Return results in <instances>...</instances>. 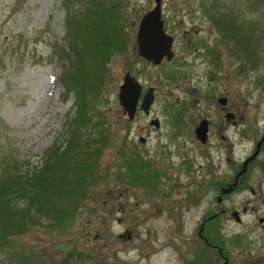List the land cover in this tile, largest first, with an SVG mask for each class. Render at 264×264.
Segmentation results:
<instances>
[{
	"label": "rangeland",
	"instance_id": "1",
	"mask_svg": "<svg viewBox=\"0 0 264 264\" xmlns=\"http://www.w3.org/2000/svg\"><path fill=\"white\" fill-rule=\"evenodd\" d=\"M119 1L127 44L109 57L104 85L97 95L90 92L94 100L81 128L98 148L92 157L95 175L84 174L82 187L90 186L82 199L75 195L66 202L73 216L64 225L49 219V225L36 224L16 235V250L0 246V264H179V256L192 257L187 244L194 245L196 217L211 207L213 187L205 185L206 178L214 184L225 180L231 163L248 154L264 130V59L252 65L235 44L222 41L204 13L212 0H160L174 57L157 65L138 58L135 42L137 21L153 0ZM62 3L0 0V155L9 152L28 168L38 164L53 141H62V122L74 110L72 94H64L59 80L67 60L55 55L64 41ZM239 8L247 19L264 17V7L255 0H242ZM258 55H264L260 47ZM125 71L144 87L153 86L149 114L128 119L122 111L117 90ZM153 116L156 130L149 123ZM203 117L209 125L202 142L190 132ZM139 135L145 137L143 143ZM263 155L256 159L264 162ZM139 159L150 160L146 167L152 169L143 172L147 179L132 175L129 181L126 165L137 166ZM258 173L249 174L252 186ZM243 196L246 204H255L246 187L227 197L239 201ZM162 210L173 211L172 217ZM244 221L216 231L226 264H248L259 257L254 258L255 244L247 242L252 239L238 233L250 227L248 217ZM200 244L198 239L196 257L212 259Z\"/></svg>",
	"mask_w": 264,
	"mask_h": 264
},
{
	"label": "trees",
	"instance_id": "2",
	"mask_svg": "<svg viewBox=\"0 0 264 264\" xmlns=\"http://www.w3.org/2000/svg\"><path fill=\"white\" fill-rule=\"evenodd\" d=\"M63 2L64 41L55 55L67 60L68 67H63L59 80L64 94H72L74 110L62 122V141L48 145L35 166L28 168L26 161L10 158L9 152L0 155V246H12L11 250H16L14 237L36 224L49 225L50 219L52 223L64 225L73 216L71 205L66 202L75 195L79 199L84 197V191L90 186L82 187L84 174L88 171L89 178L95 175L92 157L98 151L81 129L89 118L88 103L94 100L89 97L90 92L98 94L104 85L109 57L127 44V25L119 0ZM210 3L212 7L204 8V13L222 41L235 44L242 52L240 55L252 65L259 58L263 60L264 55H258V48L264 51V17L255 21L244 17L239 8L242 0ZM255 5L264 7V0H255ZM217 57L215 54V61ZM133 163H127L125 177L129 181L132 175L133 179H147L142 176L148 169L147 162L139 159L137 166ZM20 253L24 254L21 250Z\"/></svg>",
	"mask_w": 264,
	"mask_h": 264
},
{
	"label": "flooded vegetation",
	"instance_id": "3",
	"mask_svg": "<svg viewBox=\"0 0 264 264\" xmlns=\"http://www.w3.org/2000/svg\"><path fill=\"white\" fill-rule=\"evenodd\" d=\"M174 57V52L172 50V55L169 59H167L165 56H162L161 60L159 63L165 61V60H170ZM142 61H145L149 63L148 61L144 60L142 57L138 56ZM158 63V64H159ZM151 64V63H149ZM152 65H157V64H152ZM133 75V74H132ZM135 78H137L135 75H133ZM147 86H152V85H146L145 87L141 84V91L140 95L138 98V101L135 105V109L133 112V116L129 119H132L133 117H136L138 113H144V114H149V109L145 112L143 111L140 106H139V101L143 95V92L145 91ZM153 89V86H152ZM154 93V90H153ZM179 112V111H178ZM230 113V111H226ZM170 113V111H168ZM177 114H173V116H176ZM205 118V117H204ZM152 119H157V117L153 116L149 118V123L153 124L151 122ZM207 119V118H206ZM173 128L178 129V125H176V119H173ZM158 119H157V124L154 125L153 127L158 129ZM208 125H209V120L207 119V130H208ZM196 125H193V128H191L190 133L194 137L195 132L194 128ZM172 130L174 134L178 133V130ZM206 130V131H207ZM260 139L259 142V147L257 153L252 157L246 160L247 156L254 151L256 142ZM138 141L140 143H143L145 141V137L142 135L138 136ZM264 153V130L258 138L255 140L254 145L252 149L249 151L248 154H246L242 159L240 160H234L229 168V173L227 175V178L222 181H218L214 184V181L206 178V183L205 185L208 187H213L210 188V191L212 192L210 196V201L211 207L206 206L204 210H201L199 215L196 217L195 221V234L196 238L194 240V245L193 242L191 244H187L188 252L191 253L192 257L185 258V257H178L179 261L177 263L179 264H226L228 261V256L222 252L220 242L218 241V235L216 234V231L218 228L226 227L227 223L233 222L236 225L243 224L244 220H246V217H248V224L250 227H242L239 229V235L243 238H247V240L252 239L251 241H247L249 244H255V252H254V258L257 257L259 254V257L256 260H251L248 262V264H253L257 263L260 264L264 252L261 251L262 246L264 250V162L263 161H258L256 157ZM264 159V155L262 157ZM235 159V158H234ZM135 160V159H134ZM144 162H147L148 165H150V160H146ZM258 170V174L255 177V186H252L249 181H250V172L252 170L256 169ZM152 169V167H148L147 171ZM152 171L151 173H153ZM204 180V179H203ZM248 188L249 192V199L254 201L255 204L247 203V196H243L239 201H234L229 199L227 196L230 194L234 193H240L244 191V189ZM150 191L153 192H158L159 197L165 196L164 191L162 190H153L151 189ZM189 191H184L183 194L188 196ZM190 196V195H189ZM248 199V201H250ZM154 207V206H151ZM148 212V211H147ZM151 212H157L151 211ZM161 212H166L169 213V216L172 217L171 214H173V211L168 210L164 211L162 210ZM168 216V217H169ZM252 230V231H251ZM250 231L253 237L250 236ZM200 239L201 244L200 247L203 249L205 248V251L213 255V258H218V262L215 261L213 258L210 259L209 257H203L198 255V249L196 247L197 245V240ZM257 243V247H256ZM178 251V249H177ZM214 253L216 256H214ZM175 259V260H176Z\"/></svg>",
	"mask_w": 264,
	"mask_h": 264
},
{
	"label": "water",
	"instance_id": "4",
	"mask_svg": "<svg viewBox=\"0 0 264 264\" xmlns=\"http://www.w3.org/2000/svg\"><path fill=\"white\" fill-rule=\"evenodd\" d=\"M160 5V0H153L152 6L140 15L135 30L136 53L152 64L159 63L162 56L169 59L172 55L170 49L172 36L166 33L163 28ZM140 89L141 85L135 77L129 71H125L122 74L121 83L118 85L117 98L127 118L133 116ZM152 100V87L148 86L140 99V108L146 112ZM217 101L224 102V98L218 97ZM226 115H230V113ZM151 122L156 125L157 119H152ZM206 130L207 119L202 118L194 128L195 136L202 142L205 140ZM259 142L260 139L256 142L254 151L246 160L257 153Z\"/></svg>",
	"mask_w": 264,
	"mask_h": 264
}]
</instances>
